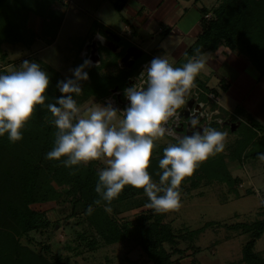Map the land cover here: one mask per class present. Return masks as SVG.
<instances>
[{
	"label": "rangeland",
	"instance_id": "1",
	"mask_svg": "<svg viewBox=\"0 0 264 264\" xmlns=\"http://www.w3.org/2000/svg\"><path fill=\"white\" fill-rule=\"evenodd\" d=\"M63 1L8 0L4 6L0 5V26L13 28L10 31L11 42L5 40L0 46L6 53L3 59L0 58V72L15 70L22 60L27 59L41 64L48 75L55 76L56 73L63 80L71 77L70 70L87 59L89 64L84 70L88 73V79L79 82L81 93L73 94L83 112L94 103L111 104L117 110L127 106L128 101L124 95L121 96L119 90L112 88L108 95L97 98L87 87L95 73L114 72L117 67L129 66L133 56L140 50L146 49L149 51L147 53H150L149 59L141 65L140 72L153 57L162 54H165L174 66L182 65L160 46L158 39L161 36L151 43L149 41L148 45L142 41L143 39L134 40L133 45H130V42L123 44L124 39L118 35L123 25L122 16L112 7V1L107 0L101 6L100 0L99 9L103 15H108L109 19L106 20L112 25L113 30L105 28L91 13L81 7L72 10V7H69L72 1L68 4V0ZM193 1L199 6L198 9L202 7L208 9L205 13V17L208 18L213 17V8L225 0ZM196 11L190 9L187 18L199 15ZM41 17L44 19L43 23H40ZM106 32L118 38L110 37ZM95 33L107 36L100 41ZM160 34L165 35V30L162 29ZM177 39L178 35H169L166 38L172 43ZM122 48L123 53L116 56L113 63L112 56L119 53ZM207 55L204 54L202 57L205 59ZM103 61L109 62L100 70L94 71L91 66ZM208 68L209 66L204 64L197 76L212 86L217 94L209 93L205 98H201V91L199 92L195 84L186 93L184 104L164 122L165 134L154 138L151 157L161 158L163 147L174 143L179 136L190 134L193 128L191 120L197 118L196 127L213 125V128L226 132L224 150L211 156L223 159L227 170L236 180L229 184L225 180L200 179L195 186L190 185V180L181 182L180 206L163 211L162 217L176 235L172 242L164 243V247L170 252V264H245L241 260V248L249 239V234L241 231L240 227H234L233 223L249 222L264 216V162L255 158H240L236 151V156L231 155L233 145L243 136V131L245 133V127L238 122L243 117H237L236 114L232 116L233 109L238 105L236 103L239 93L231 91L230 96L229 91L225 92L217 81L220 77L215 71L210 73ZM139 73L128 80L127 87L139 83ZM119 118L120 113L117 112L112 123H117ZM243 121L247 123V120ZM250 135L248 132L243 137L249 139ZM244 143L246 142L243 139L242 144ZM261 145H264V140L260 139L250 147L252 146V149ZM94 161L99 168L106 166L103 156ZM147 170L153 174L150 177L155 175L151 179L158 182L161 170L153 172L151 166ZM30 207L44 211L50 223H55L54 227L48 226L27 233L18 234L11 231L15 241L31 255H37L47 262H52L56 258L67 259L73 264H132L131 261L137 264H153L141 247L132 241L104 243L79 213L68 215L69 205L63 201L36 202L30 204ZM144 209H147L146 205L125 209L117 218L120 221L133 219L137 212ZM208 221L212 223L207 225ZM195 229L198 231L191 232ZM90 239L96 240L92 247L87 245ZM253 249L264 259V231L255 240Z\"/></svg>",
	"mask_w": 264,
	"mask_h": 264
},
{
	"label": "trees",
	"instance_id": "2",
	"mask_svg": "<svg viewBox=\"0 0 264 264\" xmlns=\"http://www.w3.org/2000/svg\"><path fill=\"white\" fill-rule=\"evenodd\" d=\"M7 1L0 0V5L4 6ZM111 1L113 8L120 11L126 0ZM199 10L201 12L200 31L176 62L183 64L188 58L200 56L205 51H213L220 45H224L244 54L259 75L264 76V0H225L213 8V17L208 18L205 17L207 8L202 7ZM12 29L0 26V46L5 40L11 42ZM123 44L126 45L128 42L124 40ZM122 53L123 48L119 53H114L112 62L114 63L115 57ZM5 56L6 53L0 47V58L3 59ZM147 59H149V53L141 51L132 58L129 66L117 67L114 72L95 73L87 88L97 98L105 97L112 88L119 90L122 96L123 89L128 85V79L140 72L141 65ZM108 62L103 61L91 67L94 71H98ZM60 78L56 73L55 76L49 75L45 105L35 106L31 117L21 129L20 140L10 142L7 134L0 136V264H73L66 258V260L56 258L52 262H47L37 255H31L27 249L15 241L11 234V231L20 234L31 230H41L48 226L54 227L55 223H50L44 211L30 207V204L46 201L67 203L70 210L68 215L73 216L79 213L104 243L132 241L141 247L153 264H170V252L164 247V243L172 242L176 235L169 223L163 221V211L157 212L147 207L137 212L133 219L120 221L117 218V215L125 209L146 205L148 198L142 189L125 185L120 194L106 208L103 200L99 204L93 203L94 200L99 199L94 187L97 172L101 169L95 165L94 160L78 166L65 167L57 160L45 158V153L51 149L57 131L50 123L52 116L46 104L54 102V98L61 95L56 87L57 81L62 80ZM219 82L225 90L226 83L223 79ZM195 84L199 92L201 91V98H205L209 93L217 94L213 87L208 86L206 81L198 76L195 78ZM232 114V116L236 114L237 117L243 115V119L238 120L245 127L243 136L248 132L251 135L249 139L240 137L233 145L231 155L236 156V151L240 158L258 159L257 153L264 152V145L252 149L250 145L260 139L264 140V123L250 118L243 112L240 105L233 109ZM243 120H247V123ZM243 139L246 142L244 144H242ZM164 148H162V154ZM159 159L160 157L157 156L150 157L149 166L153 172L160 170ZM222 160L219 156L208 157L200 162L193 174L185 177L182 182L190 180L191 186H195L200 179L225 180L229 184L234 182L236 178L231 176ZM148 172L153 175L150 170ZM89 205H92L93 211L91 214H86ZM211 223L208 221L206 224ZM233 224L234 227H240L241 231L249 234V239L241 248V260L245 264H264V259L253 249L255 240L264 231V216L249 222ZM1 227L6 230H2ZM196 231L198 229L191 232ZM95 241L90 239L87 245L92 247ZM131 263L137 264L134 261Z\"/></svg>",
	"mask_w": 264,
	"mask_h": 264
},
{
	"label": "clouds",
	"instance_id": "3",
	"mask_svg": "<svg viewBox=\"0 0 264 264\" xmlns=\"http://www.w3.org/2000/svg\"><path fill=\"white\" fill-rule=\"evenodd\" d=\"M88 64L85 59L70 70L71 77L58 80L61 95L46 104L50 123L57 131L45 158L71 167L105 157L106 166L97 172L94 191L99 199L93 201L95 204L103 200L107 208L124 186L130 185L143 190L148 198L146 207L157 212L178 208L182 180L191 176L200 162L224 150L226 132L211 126L196 127L198 120L193 118L191 133L177 137L163 149L158 182L147 169L154 138L165 134L164 122L184 104L186 93L204 67V58L197 55L174 66L165 54L155 56L139 73V83L123 89L128 101L125 108L94 103L82 112L73 94L81 93L79 82L88 79L84 70ZM48 85V73L35 61L25 59L17 69L0 72V136L7 134L10 142L22 138L21 129L35 106L45 105ZM117 112L120 118L112 123ZM257 158L264 162V152H258ZM92 211L89 205L86 214Z\"/></svg>",
	"mask_w": 264,
	"mask_h": 264
},
{
	"label": "crops",
	"instance_id": "4",
	"mask_svg": "<svg viewBox=\"0 0 264 264\" xmlns=\"http://www.w3.org/2000/svg\"><path fill=\"white\" fill-rule=\"evenodd\" d=\"M71 1L72 4L69 7H72V10H75V7H81L91 13L105 28L113 30L112 25L106 20L109 19L108 15H103L99 9L100 0H68L67 4ZM101 1L102 6L107 0ZM62 2L64 1L62 0ZM192 8L197 10L199 15L187 18V14ZM198 8L199 6L193 0H126L121 10L117 11L120 12L123 22L122 28L118 32L119 38L133 45L134 40L143 39L142 41L147 44L161 36L158 39L160 46L168 54L174 56V60L177 61L200 31L201 12ZM33 14L35 15V12ZM40 19V23H43L44 19L42 17ZM162 29L165 30V35L160 34ZM95 34L102 41L107 34L109 35V32L103 36L99 33ZM169 35H178L177 41L174 43L170 40L167 41L166 38ZM109 36L118 38L111 33ZM142 51L149 52L146 49ZM204 54H208L204 60L205 66H209L210 73L215 71L217 76L226 83L225 92L229 91L231 96V91H238L236 104L240 105L243 112L264 123V76H260L248 58L237 50L220 45L213 51L203 52L200 56L202 57ZM217 79V81L220 80ZM240 116L243 117V115Z\"/></svg>",
	"mask_w": 264,
	"mask_h": 264
},
{
	"label": "built area",
	"instance_id": "5",
	"mask_svg": "<svg viewBox=\"0 0 264 264\" xmlns=\"http://www.w3.org/2000/svg\"><path fill=\"white\" fill-rule=\"evenodd\" d=\"M129 79H130V78H129ZM129 79H128V80H129Z\"/></svg>",
	"mask_w": 264,
	"mask_h": 264
},
{
	"label": "bare ground",
	"instance_id": "6",
	"mask_svg": "<svg viewBox=\"0 0 264 264\" xmlns=\"http://www.w3.org/2000/svg\"><path fill=\"white\" fill-rule=\"evenodd\" d=\"M197 108V107H196Z\"/></svg>",
	"mask_w": 264,
	"mask_h": 264
}]
</instances>
